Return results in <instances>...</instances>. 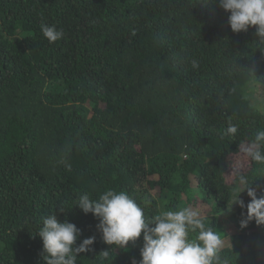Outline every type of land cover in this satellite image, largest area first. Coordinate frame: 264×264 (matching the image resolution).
Here are the masks:
<instances>
[{"label":"trees","instance_id":"trees-1","mask_svg":"<svg viewBox=\"0 0 264 264\" xmlns=\"http://www.w3.org/2000/svg\"><path fill=\"white\" fill-rule=\"evenodd\" d=\"M255 32L233 33L218 0H0V264H44L35 232L52 211L81 230L77 246L95 237L78 264L138 262L143 234L112 248L73 207L109 189L146 216L202 206L230 264H264V225L239 227L227 179L240 141L264 129ZM229 122L239 132L222 140ZM246 171L264 195L258 165Z\"/></svg>","mask_w":264,"mask_h":264},{"label":"clouds","instance_id":"clouds-1","mask_svg":"<svg viewBox=\"0 0 264 264\" xmlns=\"http://www.w3.org/2000/svg\"><path fill=\"white\" fill-rule=\"evenodd\" d=\"M218 7L227 14V22L233 33L244 32L255 26L258 43L264 45V0H218ZM42 36L54 43L63 38V30L47 24L40 25ZM193 69L198 63L191 62ZM239 125L229 122L221 131L220 138H236ZM238 155L242 157L236 166L231 165L228 176L233 185V204L246 209L241 213L239 227L244 229L252 221L264 225V195L257 196L252 187L253 179L246 171L248 161L258 165L264 174V129L241 140ZM246 163V165H245ZM249 202L239 198L245 192ZM73 207H78L85 215L91 213L98 220L97 231L103 242L112 248L124 249L129 242H135L142 235L140 260L132 264H230L222 255L227 238L206 223L208 217L203 207L186 205L179 210H165L154 216H146L144 208L136 199L124 191L107 190L98 198L88 192L79 194ZM72 207V208H73ZM61 210V209H60ZM63 212V210H61ZM35 235L42 240L41 258L44 264H78V256L92 251L95 237L76 242L81 230L75 224L60 222L54 212L40 218ZM191 234H195L194 237ZM109 251H103L98 258L109 260Z\"/></svg>","mask_w":264,"mask_h":264},{"label":"rangeland","instance_id":"rangeland-1","mask_svg":"<svg viewBox=\"0 0 264 264\" xmlns=\"http://www.w3.org/2000/svg\"><path fill=\"white\" fill-rule=\"evenodd\" d=\"M255 100H258L257 103L260 102L259 91H258V90H254V98H253L252 102L255 101ZM257 103H256V104H257ZM260 108H261V107H260ZM240 158H241L240 155H238V156H236L235 158H233L232 161H231L230 167H231V165H233V166L238 165V164L240 163V161H241ZM245 165H246V163H245ZM246 169H247V165H246ZM230 173H231V170L229 171L228 176L230 175ZM228 176H227V179L229 178Z\"/></svg>","mask_w":264,"mask_h":264}]
</instances>
